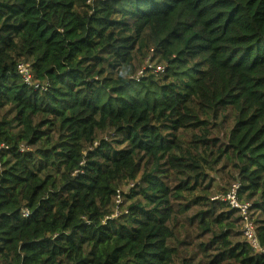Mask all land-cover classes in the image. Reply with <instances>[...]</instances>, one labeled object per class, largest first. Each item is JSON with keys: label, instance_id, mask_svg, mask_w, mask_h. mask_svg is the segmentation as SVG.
I'll return each instance as SVG.
<instances>
[{"label": "trees", "instance_id": "trees-1", "mask_svg": "<svg viewBox=\"0 0 264 264\" xmlns=\"http://www.w3.org/2000/svg\"><path fill=\"white\" fill-rule=\"evenodd\" d=\"M234 183L264 249V0H0V264H264Z\"/></svg>", "mask_w": 264, "mask_h": 264}, {"label": "built area", "instance_id": "built-area-1", "mask_svg": "<svg viewBox=\"0 0 264 264\" xmlns=\"http://www.w3.org/2000/svg\"><path fill=\"white\" fill-rule=\"evenodd\" d=\"M19 73L21 74L25 84L34 86L37 88L38 86L35 85L32 82V75L30 73L29 67L27 65H20L18 67ZM146 70H151L154 73H162L163 72V66H153L152 64H148L147 67L141 71H139L136 75V79L141 77L143 73ZM45 90V88H42ZM240 189V184L239 183H234L229 192L223 196V197H215L219 198L222 201L226 202L229 207L233 210H236L239 217H240V222H241V234L243 239L250 245V247L257 253H264V249L260 247L256 231H255V226L254 222L251 216V204L249 202H240L238 200V192ZM116 203H120V196L118 195L116 197ZM25 217L29 215L28 211H25L23 214Z\"/></svg>", "mask_w": 264, "mask_h": 264}, {"label": "rangeland", "instance_id": "rangeland-1", "mask_svg": "<svg viewBox=\"0 0 264 264\" xmlns=\"http://www.w3.org/2000/svg\"><path fill=\"white\" fill-rule=\"evenodd\" d=\"M225 180V179H224ZM233 183V182H232ZM231 183V184H232ZM230 184V185H231ZM223 185H224V182L223 181H219V183H216V185H215V190L217 191V193L214 195V196H216V195H219V194H221V193H223L224 192V189L222 188L223 187ZM127 186H124L121 190H123V191H126L127 190ZM229 188V186L226 188V189H228ZM240 231H241V229H240Z\"/></svg>", "mask_w": 264, "mask_h": 264}]
</instances>
